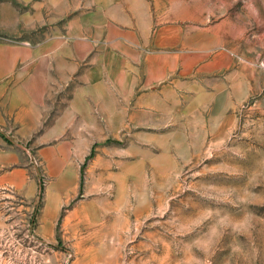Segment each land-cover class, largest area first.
Wrapping results in <instances>:
<instances>
[{
  "label": "rangeland",
  "instance_id": "rangeland-1",
  "mask_svg": "<svg viewBox=\"0 0 264 264\" xmlns=\"http://www.w3.org/2000/svg\"><path fill=\"white\" fill-rule=\"evenodd\" d=\"M41 1L17 41L78 17L74 72L0 125V264H264V0H105L90 46L89 0Z\"/></svg>",
  "mask_w": 264,
  "mask_h": 264
},
{
  "label": "crops",
  "instance_id": "crops-1",
  "mask_svg": "<svg viewBox=\"0 0 264 264\" xmlns=\"http://www.w3.org/2000/svg\"><path fill=\"white\" fill-rule=\"evenodd\" d=\"M63 2V0H60ZM33 2L32 11L26 12L23 5ZM105 0H89L91 9H84L81 15L83 43L86 46L94 43H106L98 30L103 16L100 8H105ZM65 4V3H64ZM41 0H18L15 7L10 0L0 3V125L7 131L14 132L18 138L30 139L37 132L45 114V101L52 84L62 73L73 78L74 42L71 39L75 22L78 17H70L63 24L61 36H53L36 43L22 38L25 21L34 12V18L41 14ZM67 5V3L65 4ZM68 11V9H67ZM145 29L151 26L149 11H143ZM17 21V26L12 21ZM171 28L161 29L165 36L157 37L162 45H172L179 42L178 36H171ZM5 37L16 38V41H5ZM102 37V38H101ZM115 39L108 44L116 45ZM166 70V69H165ZM4 151L0 150V168L5 165ZM7 174H0V187L6 181L13 179L19 187L25 180V168H17Z\"/></svg>",
  "mask_w": 264,
  "mask_h": 264
}]
</instances>
